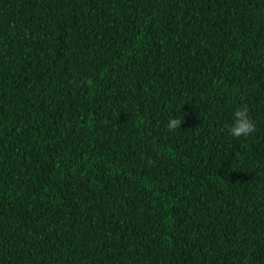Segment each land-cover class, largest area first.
I'll return each instance as SVG.
<instances>
[{"label":"trees","instance_id":"1","mask_svg":"<svg viewBox=\"0 0 264 264\" xmlns=\"http://www.w3.org/2000/svg\"><path fill=\"white\" fill-rule=\"evenodd\" d=\"M0 264H264V0H0Z\"/></svg>","mask_w":264,"mask_h":264},{"label":"clouds","instance_id":"2","mask_svg":"<svg viewBox=\"0 0 264 264\" xmlns=\"http://www.w3.org/2000/svg\"><path fill=\"white\" fill-rule=\"evenodd\" d=\"M87 85L89 87L93 86V80H87ZM182 124V120L179 118H172L168 124V128L170 131H173L177 128H180ZM230 135L235 138H240L242 136L246 137L255 131V124L251 120L248 114V108H238L234 112V122L230 127Z\"/></svg>","mask_w":264,"mask_h":264}]
</instances>
